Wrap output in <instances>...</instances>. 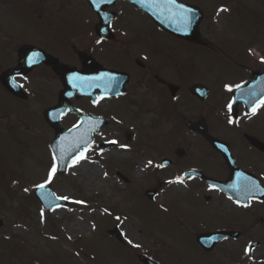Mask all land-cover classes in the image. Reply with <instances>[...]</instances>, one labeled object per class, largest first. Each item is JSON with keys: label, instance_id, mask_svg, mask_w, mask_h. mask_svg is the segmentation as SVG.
<instances>
[{"label": "rangeland", "instance_id": "1", "mask_svg": "<svg viewBox=\"0 0 264 264\" xmlns=\"http://www.w3.org/2000/svg\"><path fill=\"white\" fill-rule=\"evenodd\" d=\"M184 1L204 10L201 39L209 47L179 42L164 33L163 42L184 55L181 58L187 68L193 66L192 73L199 80L187 84L205 82L210 88L207 104L222 84L242 77L240 68L253 67L255 63L264 66V0ZM124 11L135 12L129 6ZM96 18L83 0H0V42L8 43V54L6 45L0 44V74L16 62L14 52L22 40L47 45L63 62L71 61L73 57L66 48L70 44L65 38L73 41L71 45L85 49L86 38L76 40L75 32L82 29L81 25L84 32L93 30ZM52 21L74 32L59 35L65 40H59L62 45L38 38L37 26H31ZM83 23L91 24L90 28ZM139 23L146 29L152 27L141 20ZM130 87L132 93L126 101L97 106L89 98L74 102L87 113L105 116L109 125L95 135L94 147L87 156L72 163L66 174L55 173L46 184L53 187L56 197L68 198L67 203L46 211L35 198V191L37 185L48 181L55 165L50 151L55 133L44 118L49 106L38 101L41 92L34 97L30 93L28 105L22 106L0 86V107L4 108L0 109V218L4 222L0 228V264H143L138 254L149 253L157 254L162 264H240L243 260L245 264H264L263 224L246 214L221 218L196 199V183L175 171L178 160L182 171L186 164H198L205 172H220L215 160L207 165L203 159L202 155L212 151L210 146L188 127L205 117L203 107L207 105L202 107L198 100L187 96L186 107L180 109L184 122L179 121V125L178 119H171L170 127L165 102L149 94L145 84L131 79ZM62 89L59 82L54 97ZM48 96L53 98L52 93ZM172 110L177 112L176 107ZM111 112L114 119L107 116ZM208 112L212 134L239 143L233 126H228L224 118L214 117L210 123ZM78 119L69 114L61 119V126L67 130L77 125ZM127 130L135 133L132 142L125 140ZM111 141H115L112 147L102 146ZM177 147L186 152L182 158L174 153ZM166 158L173 164L159 167ZM85 167L98 168L101 176L86 175ZM177 178L183 182H177ZM147 188H158L154 201L145 197ZM201 221L210 223L201 227ZM74 223L81 225L72 228ZM115 227L121 241L111 234ZM204 231L242 235L226 239L214 251L206 252L196 242V234ZM253 242L259 245L248 253Z\"/></svg>", "mask_w": 264, "mask_h": 264}, {"label": "flooded vegetation", "instance_id": "2", "mask_svg": "<svg viewBox=\"0 0 264 264\" xmlns=\"http://www.w3.org/2000/svg\"><path fill=\"white\" fill-rule=\"evenodd\" d=\"M127 6L135 12L132 14H125L126 11H124V8ZM110 10L115 12V16L111 20L110 30L106 31L102 28V33L109 36L103 39L96 33L97 26L101 21L97 16L93 30L91 28V30L84 32L85 27L81 25L82 29L75 32L77 33L75 34L76 40H83L86 38L85 49H79L77 44L71 45L73 41H71L69 37L65 38L66 42L71 46H67L65 43L67 46L65 47L68 48L70 56L73 57V59L71 61H66V59H64L66 62H63L57 57L60 63L70 68L83 70L87 73L91 71V68H94L87 64L90 63L92 58L98 61L105 69H112L118 73L120 72L121 74L115 75L116 79L122 80L128 78L129 82L125 85V93L105 101L109 103L111 101H126L130 98L132 93V87H130L131 79L137 84H145L148 86L149 94L152 95L154 93L160 100L165 102L170 127L171 119H178L177 124L181 125L178 122H184V118L180 115V109L186 107L184 106V101L188 94L195 97L192 95L190 84H187L188 81L195 80L192 78L195 77V75L192 73L191 69L193 66L187 68L186 63H183L182 58L184 55L178 52L175 47L164 44L163 33L176 41L186 42L187 44L191 43L184 40L182 41L174 35L162 31V27H158L150 17L134 8L128 1L119 0ZM139 20L152 27L150 29L144 28L139 23ZM84 25L90 28L91 24ZM31 26H37L38 29L36 30L39 32L37 35L38 38L51 39L52 41L61 40L64 42L65 40L63 37L59 36L62 35L64 31L69 34L74 33L69 32L65 26H59L57 21L34 23L31 24ZM0 44L6 45L7 49L8 43L0 42ZM31 44L43 49L53 57L55 56L50 50L51 47L49 48L47 45H39L34 40H22V45L14 52L16 62L8 68L18 65L22 53V46ZM167 47L173 49L169 50ZM205 47H209V45H205ZM191 59L187 58L188 61ZM260 69H262L261 66L240 68V71L243 73L242 77L235 80L234 83L226 82L222 84L217 93H215L216 95L214 99L211 100V103L205 104L211 97L210 90L207 100L200 102L202 106L207 105L203 107L205 117L199 119L201 124H207V126H209L206 116L207 111H209L208 116H210V123L216 116L232 120L231 124L239 136V143L234 142V144L232 142L231 144L230 142L229 147H231V153L236 160V165L241 168L242 171L235 173L231 172L226 160L223 158V153L219 154L202 135H200L201 138H203L212 149L207 155H202L204 157L203 159L206 160L207 165H210V163L215 160L214 163L218 165L220 172H205L204 168L202 169L200 165L192 166L186 164L183 168H185L186 171L200 170L203 172L204 176H199V178L189 177L187 180L196 183L197 190H193L196 199L203 202L211 211H215L221 218L234 216L235 214L250 215L254 217V222L257 221L263 224L264 231V148L262 149L258 146L260 142L264 143V92L260 94L250 90L234 93L236 89L249 80L253 73L260 71ZM16 80L23 85L24 90L27 91L28 94L32 93L33 97L41 92L40 98L38 99L41 104L49 102V104H51L50 106H55L59 102V96L56 98L54 94L56 93L59 82L63 86V79L56 73L55 68L52 66L43 63L35 67L30 74L17 76ZM41 80L47 82L40 83ZM47 83H49V85H47ZM170 85L175 86L172 88ZM172 89L176 91L177 95L175 97L177 98L175 102H172ZM5 92H7L11 98L20 101L22 106L28 105V98L21 99L6 90ZM44 93H47V96L43 97L42 94ZM51 93L53 94V98L48 96ZM182 93H184L183 97L181 95ZM46 97L48 101H45ZM77 100L72 101L73 105ZM259 100H261L260 107L252 111L254 108L253 106L256 104L255 102H259ZM232 101L235 106L233 108L231 107L230 110L229 104ZM171 102L177 106V112H173L172 108L169 106ZM0 109L2 110L4 108L0 107ZM109 114L112 115V112L108 113V117L110 116ZM211 125L209 126L210 130ZM249 135L258 139L255 140L256 145L251 144L248 139ZM175 171H179L180 173L183 172L181 166H179L178 160L175 161ZM206 178H211L220 182H229L232 179H236V181L233 182L232 185L227 186V183L222 188H216L210 186ZM206 222L207 221L199 222V226H207L208 224H206ZM220 222L223 223L225 220L223 219ZM239 233L241 236L242 233Z\"/></svg>", "mask_w": 264, "mask_h": 264}, {"label": "water", "instance_id": "3", "mask_svg": "<svg viewBox=\"0 0 264 264\" xmlns=\"http://www.w3.org/2000/svg\"><path fill=\"white\" fill-rule=\"evenodd\" d=\"M87 1L92 6L93 10L99 14L102 20L101 24L97 28V32L101 34L102 28L107 31V28L110 26L111 23L110 21L114 15L112 12L105 11V9L107 6L113 5L116 1L100 0L98 4L94 3V0ZM129 1L137 8L143 10L145 13L150 15V17L154 21H156L159 26L161 25L162 29H164L165 31L171 34L173 33L179 38H184L191 42H198L204 44L199 39L198 29L201 21L203 20V12L197 6H191L186 4L185 2H180L178 0H175V4H169L168 0ZM101 35L103 37H107V34ZM32 50L38 52L36 51V47L23 46L19 66L6 71L1 76V81H3L5 87L10 92H13L19 97L26 98V94L24 93V91H22L21 86L16 81H14V77L16 76V74H22V72L28 73L32 70V66L45 62L53 66V68H55V70L62 76L66 90L61 93L60 100L64 103L59 104L54 108L48 109L45 113V116L48 123H50L56 133V138L51 145V149L53 151V155H55L57 173L64 174L68 171L69 166L72 162L80 160V158L84 157L87 152L92 148L94 144V133L100 132V127L106 123L105 121L103 122L101 118L99 120V118L87 116L85 114L80 113L82 117V122L78 125V127L70 129L68 130V132H65L60 126V118L63 115L67 114L68 111L78 112L75 109L71 108L70 99L73 97L77 98L81 96L90 95L95 99V102H98L99 98L103 97L104 94H100L99 96L94 97V92L96 90L101 89L104 93H109V95L105 97L114 96L121 93L119 90L120 88L123 90V85L125 82H121L120 84L114 83L108 87V85L102 84L99 81L97 82L93 79L98 78V73L102 71L100 68H92V70L87 74H85L84 71H75L67 67L66 65H61L57 58L49 56L44 51H42V57H38L36 62L32 63V65L28 69H26V58L32 52ZM87 64H89V66L91 65L90 63ZM260 74L264 75V71L256 73L252 79H259ZM72 77H75L77 80H71ZM246 86H249V83L245 84L243 88ZM193 91L195 94L200 95L202 98L207 97V91L202 89L199 85H196V87L193 88ZM190 127L192 131L201 132L202 135L206 137L215 148H217L219 151L221 150L222 153H225L224 158L227 159L228 165L232 171L239 170V168H237V166L235 165V159L232 158V155L230 154V147L224 141L212 137L209 134L208 127H206L205 124L204 126H202L200 122H197L196 124H193ZM132 136V132L127 133V138L129 140L132 138ZM249 140L251 143H253L254 137L249 136ZM258 146L262 149L264 148V144ZM177 153L179 156H183L185 154L182 149H178ZM170 163V160H166L164 162V165ZM145 194L150 199H154L157 195V190L149 189L146 190ZM36 195L39 199H41L45 209H47L48 211L53 207L65 203L63 199H56L53 194V189L49 185L45 186L43 189H38ZM3 225L4 222L0 219V227H2ZM111 233H116L117 237L120 238L119 231L117 229H115V231H112ZM223 234H202L198 236L197 241L201 244V246H204L207 251H210L213 250V248L218 242L224 240V238H226L229 233H225L227 235ZM254 246H257V244ZM139 259H141V261L145 264H157L153 260L147 259L144 256H139Z\"/></svg>", "mask_w": 264, "mask_h": 264}, {"label": "snow or ice", "instance_id": "4", "mask_svg": "<svg viewBox=\"0 0 264 264\" xmlns=\"http://www.w3.org/2000/svg\"><path fill=\"white\" fill-rule=\"evenodd\" d=\"M100 0H94V3H99ZM169 4H175V0H168ZM38 59V54H34V56L32 58H30V62L35 63L36 60ZM232 105L229 104V109L231 110ZM113 143H115V141H113ZM151 163V162H149ZM159 167H163V165H159ZM57 172V168L55 166H53V168L51 169L50 173H49V178L48 181L45 182V184H40L37 185V188L39 189H43L47 183H50L52 180V177L55 175V173ZM177 182H183L182 178H177ZM27 191V189H25ZM56 199H68L67 197H56ZM43 215V213H42ZM129 243H131V241H129Z\"/></svg>", "mask_w": 264, "mask_h": 264}, {"label": "bare ground", "instance_id": "5", "mask_svg": "<svg viewBox=\"0 0 264 264\" xmlns=\"http://www.w3.org/2000/svg\"><path fill=\"white\" fill-rule=\"evenodd\" d=\"M84 173L86 174V175H88V176H96V177H99V176H101V172L99 171V169L98 168H96V167H91V168H89V167H85L84 168ZM80 223H74L73 225H72V228H74V227H80ZM82 227H84V228H86V225H83Z\"/></svg>", "mask_w": 264, "mask_h": 264}]
</instances>
